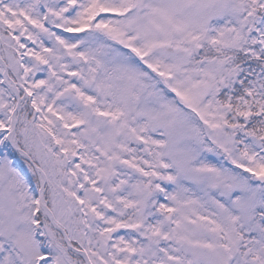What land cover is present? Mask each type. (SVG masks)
<instances>
[{"label": "snow or ice", "instance_id": "snow-or-ice-1", "mask_svg": "<svg viewBox=\"0 0 264 264\" xmlns=\"http://www.w3.org/2000/svg\"><path fill=\"white\" fill-rule=\"evenodd\" d=\"M0 264H264V0H0Z\"/></svg>", "mask_w": 264, "mask_h": 264}]
</instances>
